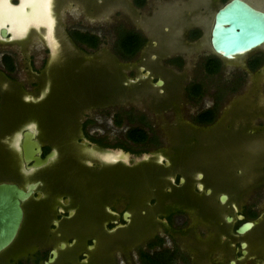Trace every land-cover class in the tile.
<instances>
[{
  "label": "rangeland",
  "instance_id": "374dc122",
  "mask_svg": "<svg viewBox=\"0 0 264 264\" xmlns=\"http://www.w3.org/2000/svg\"><path fill=\"white\" fill-rule=\"evenodd\" d=\"M48 1L50 4V0ZM223 3L221 1L215 6L209 20L207 16L215 0H147L145 5H138L135 0H86L83 4H72L77 10H72V13L81 9L90 10V7L91 10H96L92 19L86 18L83 21L82 15H71L70 22L82 20L87 27H96L95 33L101 39L100 56L90 59L71 46L73 53L68 62L54 68L50 74L64 80L40 85L37 99L31 106L21 100L19 85H9V90L4 91L5 105L0 112V160L9 163V168L17 173L22 171L20 157L24 139H21L19 131L28 119L37 121L40 138L58 146L59 157L44 171L45 178H48L45 186L46 194L49 195L47 201L32 205L37 210L50 207L52 197L51 201L49 198L55 189L65 190L70 194L80 213L77 220L64 224L66 234L79 237L89 231L96 232L101 237L100 240H117L119 237L144 240L149 235L150 226L154 233L156 229H164L156 218L161 217L164 210L191 202L189 208L201 209L200 214L206 215L202 210H207L208 214L214 211L220 217L218 211L222 208L217 203L220 202L217 198L220 192H227L231 196V203H237L240 202L238 191L249 192L262 181L259 165L264 166V128L256 129L262 120L255 117L257 113L264 111V70L260 73L251 72L247 69V60L253 54V57L264 55V46L235 59L222 58L226 68L217 75L206 74L202 65L205 55L214 53L210 41L211 30L214 14ZM31 16L29 14V20L32 19ZM47 18L42 21L33 19L27 24L35 22L49 25L50 20ZM128 29L138 30L148 39L145 49L133 57H125L118 49L119 36ZM177 54L185 55L184 68L168 63ZM159 65L167 67L168 70H164L167 74L162 72V75L167 76L171 82L184 74L187 82L192 78L198 80L204 88L200 102L208 100L221 107L227 104L231 94L227 88L238 85L235 84V79L243 75L246 82L234 93L223 110L222 118L215 125L197 127L183 116L180 120L178 117L172 118L175 111L180 115L188 112L184 102L180 109L182 112L174 109L170 101L168 103L171 94L169 91L170 94L166 92L161 95L157 88H147L149 92H141L145 95H138L139 99L130 98L128 87L125 86L131 80L129 70L133 68L137 80L139 79L137 88L140 89L148 82L140 66L156 68ZM153 77L152 84L159 77L158 73H154ZM148 86L153 87L150 84ZM111 90L115 92L113 103L120 108L118 115L115 113L117 109L84 114L91 103L105 106L111 102V97L107 99ZM184 100L188 101L186 97ZM152 104L154 106L151 108ZM190 107L196 108L194 102H190ZM144 110L148 112L147 118L152 125L165 123L169 117L172 118V127L163 129L161 134L156 127L149 129L150 135L158 141L163 137L166 158L171 161L170 164L160 161L155 153L150 154L148 159H136L129 168L121 164L104 166L101 160L96 159L97 151L76 141L80 119L85 116L89 121L96 119V125L94 123L95 126L89 129L90 134L116 142L120 147H128L130 143L124 133H118L117 130H126L128 120H142L145 117ZM96 128H100L97 133L94 132ZM148 146L151 145L145 144L143 147ZM135 147L140 149L139 146ZM151 149L153 153L156 152L152 146ZM90 160L97 161L94 168L90 167ZM178 172L189 180L181 188L178 187ZM196 173L199 176L201 173L205 174V179L194 180ZM171 177L174 178L173 182ZM201 183L206 185L201 189L211 186L217 195L197 194L194 190ZM113 194L127 201L134 218L115 235L106 237L105 218L100 213V207H104L102 202L107 200L119 207H126L121 205L124 200L119 202ZM251 195L253 199L256 193ZM159 196L160 201L157 203ZM155 199L158 209L153 211L151 206ZM62 204L67 209L71 208V203L56 202L61 208ZM30 225L31 220L28 218L23 239L26 238ZM39 226L35 224L34 229L45 237L46 234ZM154 233L150 236H155ZM254 235L256 237L253 232L249 238L254 240Z\"/></svg>",
  "mask_w": 264,
  "mask_h": 264
},
{
  "label": "flooded vegetation",
  "instance_id": "af4514ba",
  "mask_svg": "<svg viewBox=\"0 0 264 264\" xmlns=\"http://www.w3.org/2000/svg\"><path fill=\"white\" fill-rule=\"evenodd\" d=\"M135 1L138 5H145L147 2V0ZM221 1H224L223 6L230 0H215L213 8L209 10L208 20L215 6ZM244 1L264 11V0ZM7 2L9 3H6L5 0H0V9L8 4L13 11L17 12V10L24 9L27 14H32V3H29L28 0H7ZM83 3H86V0H50L49 25L31 22L18 29L11 25L12 21L8 18H5V20L7 19L6 22L0 23V112L3 111L5 105L4 91L9 90V85H19L22 91L19 94L21 100L31 106L34 100L37 99L40 85L56 80H64V78L54 77L50 74L54 68H59L68 62V58L73 53L71 46L76 48V52H80L90 59L100 56L101 39L95 33L96 27H87L83 22L86 18L92 19L95 16L94 13H97L96 10H91L90 7V10L87 8L78 10V12H71L75 10L72 4ZM71 15H78L79 17L82 15L83 21L75 20L76 23H71ZM126 31L140 33L144 38V43L138 52L145 49L148 39L143 33L135 29ZM93 40L95 44L92 43ZM180 55L178 56L177 54L175 58H170L168 63L180 69L184 68L185 55ZM253 55L247 60V69L254 73H260L264 70V55L258 54L255 57ZM204 58L203 64H201L206 69V74L217 75L225 71L226 63L215 52L206 54ZM216 58L219 59L218 71L210 72L208 67L211 63L217 62ZM140 70L143 74H146L144 78L148 79V82H145L146 84H143L140 89L137 88L139 79L137 80L133 68L130 69L131 80L129 79V83L125 84L126 88L128 87L130 98L132 100L139 99L138 95H145L141 92H149L147 88L155 87L161 95H165L169 91L171 94L168 92L170 94L168 103L170 101L174 109L182 112L180 109H182L181 105L184 102L185 110L188 112L180 115L175 111L176 114L172 118L178 117V120H180L179 118L183 116L188 122L197 127H212L215 125L222 118L223 110L229 104L231 98L234 97V93L240 87L242 88V85L246 82V78L243 75L238 76L235 79V84L238 85H232L233 87L227 88L231 94L228 96L227 104L221 107V105L213 104V102L208 100L204 103L200 102L199 99L203 97L201 95L204 92V88L202 83L195 78L187 82L185 80L186 74H184L180 79L175 78L172 80L174 83L172 84L167 76L162 75V72L166 73L168 70L166 66L159 65L156 68L140 66ZM154 73H158L159 77L155 78L152 84L151 80L154 78ZM149 84L153 87H149ZM114 96L115 92L111 90L107 97V99L111 97V102L106 103L105 106L91 103L90 108L84 110V114L88 112L101 113L102 110L106 109H117L115 113L118 115V109L120 108L113 103ZM147 96L149 95L147 94ZM185 97L188 101L184 100ZM190 102H194L196 108L190 107ZM199 103L200 105H198ZM153 106L154 104H152L151 108ZM143 114L145 117L142 120L139 119L140 121L128 120V128L126 130H117L118 133H124L130 143L128 147H120L116 142L103 140L101 136L90 134L89 129L93 127L94 123L96 125V119L95 121H89L86 120L85 116L80 119L76 141L84 147H91L93 151H97L96 159L101 160L104 166L121 164L129 168L133 166L136 159H148L151 157L150 154L154 155L155 153L158 154L160 161L170 164L171 161L166 158V147L162 142L163 137L159 138V142L158 139L150 135L149 129L156 127L155 129H159L161 134L163 129L172 127V118L169 117L165 123L160 120L163 123L152 125L147 118L148 112L144 110ZM257 117L262 122L256 129H263L264 111L257 113L255 118ZM101 125L103 126V124ZM133 130L144 132L145 137L140 140L138 139L139 137L131 136L130 132ZM99 131L100 128H96L94 132L97 133ZM19 132L22 140L25 138V133H30L34 137H31V140L36 141L40 146L42 158H45L48 154L53 155L46 164L38 166L35 164L36 157L39 155L37 147L31 153L29 162L24 160L22 151L20 158L23 168L18 173L9 168L11 167L9 163L0 160V184H17L26 192H31L29 197L21 202L24 209V217L16 236L9 245L0 250V264H264L263 164L259 165V170L263 175L261 176L262 181L249 192L238 191L240 202L231 203V196L227 192L219 193L217 198H219L220 202L216 201L222 208V210L218 211L220 212V217H217V212L214 211H210L208 214L207 210H202L206 212V215L200 214L201 209L194 210L191 209L192 207L189 208L190 204H192L191 202L188 205L178 204L175 208L164 210L161 217H156L161 222L160 226L164 229H156L154 233L152 232L154 229L150 226L149 235L144 240H128L123 237H119L117 240H100L101 237L95 234L96 232H84L79 237L65 233L64 224L77 220L80 213L79 207L65 190L55 189L52 192L49 198L51 201L52 197L50 207L40 210L35 209L32 204L35 205L47 201L49 195L46 194L47 189L45 186L48 178H45L44 171L58 159L59 149L53 142L44 141L40 138L38 123L32 118L27 120V123ZM145 144L151 145L156 152H152L151 146L143 147ZM134 146H139L140 149L138 150ZM106 157L111 159H106ZM113 157H115L114 160ZM117 157L121 159H117ZM95 165H97V161L90 160V167L94 168ZM177 174L178 187L181 188L189 180L180 172ZM171 178L173 182L174 178ZM204 179L205 174L203 173L194 177V180L203 181ZM198 185H196V190H194L197 194L203 196L217 195L211 186L203 190ZM204 186L206 185L204 184ZM253 192L256 195L251 199ZM223 195L227 196L225 201L221 200ZM113 196L119 202L124 200L123 202L126 204L122 203L121 205L126 207H119V205L117 206L107 200L102 202L104 207H100V213L105 218L104 229L107 234L106 237L115 235L119 229L130 224L134 218L127 201L125 202V199L121 196H115L114 194ZM62 201L67 204L71 203V208L67 209L64 204H62L63 208L56 205V202ZM158 201H160V196L157 203ZM154 203L151 206L153 211L156 208L158 209L156 199ZM28 218L31 220V225L27 230L26 238L23 239L22 234ZM200 218L201 220H199ZM85 223H87V220ZM245 223H251V226L244 233H240L239 228ZM35 224L40 225L39 228L44 231L45 237H42L34 229ZM253 232L256 234V237L254 235V240L249 238V235ZM151 233H154L155 236L151 237Z\"/></svg>",
  "mask_w": 264,
  "mask_h": 264
},
{
  "label": "water",
  "instance_id": "95a60500",
  "mask_svg": "<svg viewBox=\"0 0 264 264\" xmlns=\"http://www.w3.org/2000/svg\"><path fill=\"white\" fill-rule=\"evenodd\" d=\"M210 41L213 51L223 59L231 60L256 51L264 46V11L244 0H230L215 14ZM31 137L30 133H25L22 149L24 160L29 162L31 153L37 147L39 155L35 164H46L53 154L42 158L40 146L36 141H32ZM199 187L203 188L204 184L201 183ZM30 193L17 184H0V250L9 245L16 236L24 217L21 202L26 200ZM226 198L227 196L223 195L221 200L225 201ZM250 226L251 223H245L239 228V232L244 233Z\"/></svg>",
  "mask_w": 264,
  "mask_h": 264
},
{
  "label": "bare ground",
  "instance_id": "6f19581e",
  "mask_svg": "<svg viewBox=\"0 0 264 264\" xmlns=\"http://www.w3.org/2000/svg\"><path fill=\"white\" fill-rule=\"evenodd\" d=\"M6 3L7 0H5ZM28 2L32 3V19L29 20V14H27L24 9L23 10H17L13 11V9L8 5H4L0 9V23L6 22L5 18L11 19L12 26L15 28L20 29L21 27L25 26L29 21L35 20H46L47 17H49L50 13V4L48 0H28ZM48 19V18H47ZM49 20V19H48ZM44 22V21H43ZM214 24V23H213ZM25 31V30H24ZM120 158V157H119Z\"/></svg>",
  "mask_w": 264,
  "mask_h": 264
},
{
  "label": "trees",
  "instance_id": "16d2710c",
  "mask_svg": "<svg viewBox=\"0 0 264 264\" xmlns=\"http://www.w3.org/2000/svg\"><path fill=\"white\" fill-rule=\"evenodd\" d=\"M95 40V39H94ZM93 40V44H95V41ZM144 43V38L142 35L138 32L134 31H124L120 34L119 39H118V49L119 52L124 55L125 57H133L138 53L140 48L142 47ZM215 63H211L208 67V70L210 72H216L218 71V62L219 59L216 58ZM131 136H136L138 139H143L145 137L144 132L139 131V130H133L130 132ZM136 139V140H138Z\"/></svg>",
  "mask_w": 264,
  "mask_h": 264
},
{
  "label": "snow or ice",
  "instance_id": "6c2138e0",
  "mask_svg": "<svg viewBox=\"0 0 264 264\" xmlns=\"http://www.w3.org/2000/svg\"><path fill=\"white\" fill-rule=\"evenodd\" d=\"M106 159H111L110 157H106Z\"/></svg>",
  "mask_w": 264,
  "mask_h": 264
}]
</instances>
